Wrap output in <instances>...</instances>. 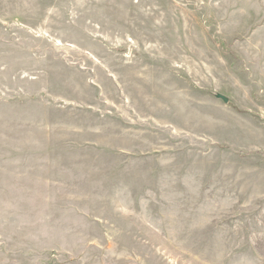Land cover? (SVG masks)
I'll return each instance as SVG.
<instances>
[{
	"label": "rangeland",
	"instance_id": "obj_1",
	"mask_svg": "<svg viewBox=\"0 0 264 264\" xmlns=\"http://www.w3.org/2000/svg\"><path fill=\"white\" fill-rule=\"evenodd\" d=\"M0 264H264V0H0Z\"/></svg>",
	"mask_w": 264,
	"mask_h": 264
},
{
	"label": "water",
	"instance_id": "obj_2",
	"mask_svg": "<svg viewBox=\"0 0 264 264\" xmlns=\"http://www.w3.org/2000/svg\"><path fill=\"white\" fill-rule=\"evenodd\" d=\"M219 99H222L225 103H228V98L227 97H225V96H223V95H218L217 96Z\"/></svg>",
	"mask_w": 264,
	"mask_h": 264
}]
</instances>
